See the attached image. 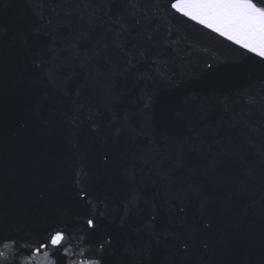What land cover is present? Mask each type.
<instances>
[{"label":"water","instance_id":"water-1","mask_svg":"<svg viewBox=\"0 0 264 264\" xmlns=\"http://www.w3.org/2000/svg\"><path fill=\"white\" fill-rule=\"evenodd\" d=\"M0 264H264V0H0Z\"/></svg>","mask_w":264,"mask_h":264}]
</instances>
